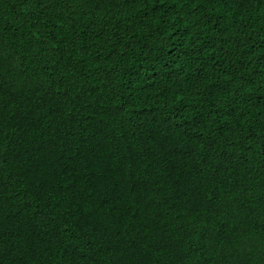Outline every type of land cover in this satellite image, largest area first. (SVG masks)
Instances as JSON below:
<instances>
[{"label": "trees", "instance_id": "16d2710c", "mask_svg": "<svg viewBox=\"0 0 264 264\" xmlns=\"http://www.w3.org/2000/svg\"><path fill=\"white\" fill-rule=\"evenodd\" d=\"M0 264H264V0H0Z\"/></svg>", "mask_w": 264, "mask_h": 264}]
</instances>
